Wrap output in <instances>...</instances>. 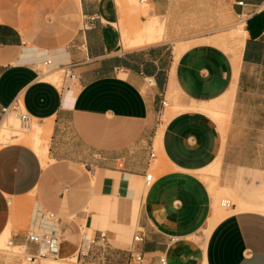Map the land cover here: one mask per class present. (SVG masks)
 <instances>
[{
    "label": "crops",
    "instance_id": "obj_1",
    "mask_svg": "<svg viewBox=\"0 0 264 264\" xmlns=\"http://www.w3.org/2000/svg\"><path fill=\"white\" fill-rule=\"evenodd\" d=\"M147 1L141 21L167 17L168 39L127 49L122 28L139 22L122 24L129 10L118 0H0V124L16 102L50 120L52 159L45 166L22 142L0 147V235L34 191V224L63 233V258L87 229L108 233L110 264H128L132 247L142 264H264L261 210L230 214L206 240L214 196L197 174L219 159L221 186L264 203V0ZM237 20L245 32L230 31L231 47ZM47 59L54 64L42 71ZM69 63L77 77L68 86L43 78ZM172 92L179 99L168 107ZM158 137L161 171L147 185ZM26 234L11 238L24 244Z\"/></svg>",
    "mask_w": 264,
    "mask_h": 264
},
{
    "label": "bare ground",
    "instance_id": "obj_2",
    "mask_svg": "<svg viewBox=\"0 0 264 264\" xmlns=\"http://www.w3.org/2000/svg\"><path fill=\"white\" fill-rule=\"evenodd\" d=\"M149 6L147 3L148 1L142 2ZM147 5H138V9L140 10H147ZM149 14V13H148ZM167 16V15H166ZM239 31L245 32L244 27L240 28ZM122 42L124 46L127 49L132 48H140L147 45L155 44L158 42H162L168 39L167 35V17L162 18V20H154L149 19L146 23H138L134 26H132L130 29L122 28ZM45 68H49V66H45ZM59 69L54 70L52 72H47L44 75V79L57 82L60 78L59 76ZM216 118L221 122L224 131L227 130V120L219 113L214 114ZM18 117L10 113L7 118H4V120L1 122L2 126L7 128L8 130H15V133H11L12 137L16 139V141L19 142H25L28 145H30L36 153L39 155V157L42 160V163L47 166L51 162V158L49 156V141H50V134H51V123L50 120H47L45 123H40L39 121L34 122V125L30 128L32 122L29 127H22L19 123ZM20 126L22 128H30V130L21 131ZM11 136V135H10ZM9 136V139L11 140ZM225 137V136H224ZM226 138V137H225ZM8 136L5 138V143H8ZM161 141L160 137L157 139V150H158V158L154 161L158 163L157 167L162 164V150H161ZM219 160V159H218ZM218 160L217 162L210 164L209 166L198 170L197 174L203 178L204 180L209 182V188L211 193L214 196V204H213V216L210 219L208 229L205 234V238L207 240L208 236L210 235L212 229L225 217L229 216L230 214L241 211V210H247L250 208H255L258 210H261L264 212V203L260 205H249L246 202L242 200H238L234 198L232 193L230 192L229 186H221L219 184V175H220V163ZM221 160V159H220ZM159 166V168H160ZM166 169L165 167H162ZM161 168V169H162ZM158 170V169H157ZM154 175V174H153ZM95 176V174H94ZM94 180V179H93ZM225 184V183H224ZM227 184V183H226ZM145 189V188H144ZM145 192V190H144ZM31 196L35 194L34 191L30 192ZM35 196V195H34ZM35 198V197H34ZM227 202H230L228 205ZM231 202L236 204V207H233L231 205ZM35 205V204H34ZM231 205V206H230ZM23 213L18 210H12L11 214V220L5 230V232L0 235V246L4 242V238L6 234L11 230H9L10 226L13 224L15 220H17L20 216H22ZM137 216H134L133 218L136 219ZM31 226L35 227L34 220L31 219ZM42 221V220H41ZM20 222V221H18ZM16 223V222H15ZM18 248V247H15ZM29 264H81L80 262L76 261L74 256L63 258L60 256L59 258H43L42 260L35 262V263H29ZM84 264V263H83Z\"/></svg>",
    "mask_w": 264,
    "mask_h": 264
},
{
    "label": "built area",
    "instance_id": "obj_3",
    "mask_svg": "<svg viewBox=\"0 0 264 264\" xmlns=\"http://www.w3.org/2000/svg\"><path fill=\"white\" fill-rule=\"evenodd\" d=\"M142 2L147 0H141ZM239 5L243 4V1L238 2ZM45 66L52 67L53 60L47 59L44 62ZM76 64H65L61 67L63 70V82L62 86H68L73 82L77 74L75 72ZM167 104L166 101L163 102ZM1 113L3 118H7L10 113L15 114L22 127H29L33 116L27 112L19 102L14 103L8 108H2ZM155 156V153H152ZM154 180L152 173L145 175V181L147 185H150ZM229 205L230 202H227ZM234 205V204H232ZM48 219L55 217V213L46 211L43 213ZM135 242H141L144 240V234L142 230H138L133 237ZM64 242V235L60 230H44L38 227H30L27 229L26 242L24 244H15L13 238H10L7 242V250L10 248L19 249L22 257L29 263H35L43 258H59L61 256V247ZM18 247V248H14ZM114 248L111 244L109 235L106 231H99L97 233L90 234L87 229H81V243L77 249L69 256H74L76 261L89 264H110L114 255ZM128 264H142L144 261V254L135 248H130ZM162 264L166 263V258L161 257Z\"/></svg>",
    "mask_w": 264,
    "mask_h": 264
},
{
    "label": "rangeland",
    "instance_id": "obj_4",
    "mask_svg": "<svg viewBox=\"0 0 264 264\" xmlns=\"http://www.w3.org/2000/svg\"><path fill=\"white\" fill-rule=\"evenodd\" d=\"M118 3L123 4V8L122 9H125V7H126L129 10V12H127L125 14L126 22L123 21V23H122L123 25H126V26L130 25L131 21L134 18H136V20L139 23H146L147 22V21L146 22L141 21V18H140L141 15H146L147 17H149V15H148L149 6L147 4L141 3L140 0H127V1L126 0H121V1L118 0ZM129 4H131L133 6V10L134 11L130 10V8L128 6ZM138 5H147L146 6L147 10H143L142 11V10L138 9ZM63 16L64 17L66 16V18L69 16V18L74 19L75 15L66 13ZM151 19L160 21V19H162V18L154 16ZM242 27H244L243 22H241L240 20H237L236 22H234L232 27H230V29L228 30L227 36L229 35V38H227V39H228V42H229L231 47L234 46L235 40L233 38L234 36L233 37L231 36L230 31H232L234 34H240L241 31H239V30ZM40 68H41L42 71L46 70L45 69V64H41ZM59 76H60L59 80L57 82H53V83L57 87L60 88L62 86V82H63V70H59ZM176 99H179V95L176 92H172L170 94V96L168 97V100H169V103H170V105L168 107L172 106L173 101L176 100ZM168 107H166V108H168ZM174 112H177L176 106H175ZM35 120L36 119H34V121L32 122L30 128L34 125ZM36 121H38V120H36ZM19 123H20V121H19ZM20 125H21V123H20ZM30 128H22L20 126V130L21 131L30 130ZM14 131L15 130H12V129L8 130L7 128L2 126V124H0V147L2 145H4L3 143H5V138L7 136H8V140H9L8 143H10V142H19V141H16V139L14 137H12L11 133H15ZM9 136H10L11 140L9 139ZM22 143L27 144L25 142H22ZM157 154H158V152H157ZM157 165H158V163L154 162L153 165H152V168L150 170V173H152V174H155V171H156L157 172L156 176L158 175V172L161 171L160 168H159L160 165L158 167H157ZM34 195L31 196V194L29 193L28 195H26L24 197H21L13 205L12 210H18V211L22 212L23 215L20 216L17 220H15L13 222V224L10 226L9 230L10 229L11 230L6 234V236L4 238V242L0 246V253H1V255L4 256V259L2 261H0V262H4V263H8V264H29V262H27L22 257V255L20 254L21 252H20L19 249L10 248V249L7 250V242L11 238V231L12 230H14V231H20V230L26 231L28 228L31 227V222H32L31 219L33 218L34 210H35L36 205L38 204V202H40L36 192H35ZM18 221H20V222H18ZM129 246H130V244L128 245V247ZM51 259H53V258H51ZM80 263L83 264L82 262H80ZM84 264H89V263H84Z\"/></svg>",
    "mask_w": 264,
    "mask_h": 264
}]
</instances>
